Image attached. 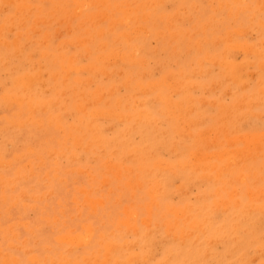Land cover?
Wrapping results in <instances>:
<instances>
[{
    "label": "rangeland",
    "instance_id": "374dc122",
    "mask_svg": "<svg viewBox=\"0 0 264 264\" xmlns=\"http://www.w3.org/2000/svg\"><path fill=\"white\" fill-rule=\"evenodd\" d=\"M4 1L0 0V180L3 181H0V263L7 258L11 259L9 264H113V261L116 264H264V213L260 211L264 210V0ZM102 11L108 15L105 19ZM123 12L128 14L127 18ZM97 19L100 21L96 22ZM99 29L103 31L98 33ZM240 31L246 33L235 34ZM172 33V38L176 37L171 40ZM86 79L91 80L87 85ZM28 80L35 103L33 112L17 100L27 97L23 88ZM107 89L114 92L106 94ZM5 98L12 102L9 107L10 103L4 106ZM44 103H50L48 108ZM186 107H191V111ZM139 111L148 115V119L138 117ZM108 115L112 116L108 119ZM190 119L199 123L188 124ZM81 121H86L87 129L92 131L84 128ZM103 127L106 129L102 130ZM92 136L95 139L90 141ZM96 139L99 144L95 143ZM247 145L254 148L251 146L248 152ZM245 151L248 156L240 155ZM120 157L126 159L121 161ZM137 183H141L139 188ZM116 220L120 221L115 223ZM106 242L113 250L106 249Z\"/></svg>",
    "mask_w": 264,
    "mask_h": 264
},
{
    "label": "bare ground",
    "instance_id": "6f19581e",
    "mask_svg": "<svg viewBox=\"0 0 264 264\" xmlns=\"http://www.w3.org/2000/svg\"><path fill=\"white\" fill-rule=\"evenodd\" d=\"M3 1H4V0H3ZM9 1H12V0H9ZM9 1H7V2H9ZM75 1H76V0H75ZM161 1H162V0H160L159 3H161ZM170 1H171V0H170ZM234 1H236V0H234ZM237 1H238V0H237ZM240 1H242V0H239V2H240ZM4 2H5V1H4ZM19 2H20V1H19ZM19 2H17V3L19 4ZM86 2L89 3V1H86ZM147 2H148V1H147ZM149 2H150V1H149ZM225 2H226V1H225ZM10 3H11V2H10ZM17 3H16V5H17ZM22 3H23V2H22ZM80 3H81V2H80ZM80 3L78 2V4H80ZM94 3H95L96 5L98 4L97 1H96V2L94 1ZM102 3H103V2H102ZM126 3H127V2H126ZM153 3H156V1H153ZM153 3H152V4H153ZM207 3H209V1H208ZM221 3H222V2H221ZM233 3H234V2H233ZM7 4H8V3H7ZM13 4H14V3H13ZM74 4H75V3H74ZM81 4H82V3H81ZM81 4H80V5H81ZM218 4H219V2H218ZM1 5H2V4H1ZM1 5H0V6H1ZM21 5H22V4H21ZM53 5H55V4L53 3ZM80 5H78V6L80 7ZM82 5H83V4H82ZM85 5H86V3H85ZM85 5H84V6H85ZM88 5H89V4H88ZM88 5H86V6H88ZM128 5H129V4H128ZM146 5H147V3L145 4L144 7H147ZM149 5H151V4L148 3V6H149ZM190 5H191V4H190ZM226 5H228V4H226ZM256 5H257V4H256ZM3 6H5V5H3ZM23 6H24V5H23ZM26 6H27V5H25L24 7H26ZM28 6H29V5H28ZM220 6H221V5H220ZM18 7H19V6H18ZM53 7H55V6H53ZM81 7H82V6H81ZM81 7H80V8H81ZM116 7H117V6H116ZM119 7H120V6H119ZM128 7H129V6H128ZM195 7H196V6H195ZM213 7H214V6H213ZM225 7H226V6H225ZM1 8H3V7H1ZM5 8H6V7H5ZM22 8H23V7H22ZM75 8H76V7H75ZM182 8H183V7H182ZM241 8H243V7H241ZM241 8H240V9H241ZM17 9H18V8H17ZM53 9H54V8H53ZM127 9H128V8H127ZM135 9H136V8H135ZM212 9H214V8H212ZM218 9H219V8H218ZM236 9H239V8H236ZM3 10H4V9H3ZM22 10H23V9H22ZM51 10H52V8H51ZM80 10H81V9H80ZM128 10H129V9H128ZM180 10H181V9H180ZM219 10H220V9H219ZM1 11H2V10H1ZM15 11H16V10H15ZM27 11H28V10H27ZM103 11H104V10H103ZM103 11H102V12H103ZM153 11H154V10H153ZM236 11H238V10H235V12H236ZM78 12H79V11H78ZM143 12H144V11H143ZM183 12H184V11H183ZM15 13H16V12H15ZM36 13H37V12H36ZM100 13H101V12H100ZM103 13H104V12H103ZM123 13H124V12H123ZM176 13H177V11H176ZM178 13H179V12H178ZM184 13H185V12H184ZM228 13H230V12H228ZM66 14H67V13H66ZM75 14H76V13H75ZM124 14L126 15L125 17L127 18V15H128V14H126V13H124ZM143 14H145V12H144ZM97 15H99V14H97ZM100 15H102V14H100ZM40 16H41V15H40ZM91 16H92V15H91ZM106 16H108V15H106ZM106 16H105V13H104V17H103V18L105 19ZM142 16L144 17V15H142ZM145 16H146V15H145ZM177 16H178V15H177ZM177 16H176V17H177ZM210 16H211V15H210ZM235 16H236V14H235ZM53 17H54V16H53ZM53 17H52V18H53ZM125 17H124V18H125ZM135 17H137V16H135ZM178 17H179V16H178ZM189 17H191V16H189ZM208 17H209V16H208ZM208 17H207V18H208ZM41 18H42V17H41ZM41 18H40V19H41ZM95 18H96V17H95ZM97 18H99V16H98ZM103 18L100 17V19H103ZM117 18H118V16H117ZM130 18H131V17H129V19H130ZM185 18H187V17H183L184 20H185ZM211 18H212V17H211ZM40 19H39V20H40ZM69 19H71L70 16H69ZM69 19H68V21H69ZM90 19H91V18H90ZM100 19H97L96 22L100 21ZM110 19H111V18H110ZM112 19H113V18H112ZM209 19H210V17H209ZM48 20H49V18H48ZM173 20H174V19H173ZM184 20H180V21H184ZM19 21L21 22L20 19H19ZM57 21H58V19H57ZM60 21H61V20H60ZM60 21H59V22H60ZM125 21H126V20H125ZM43 22H44V21H43ZM112 22H114V20H112ZM112 22H111V23H112ZM120 22H122V21H119V24H120ZM167 22H168V21H167ZM169 22H170L169 24H171V20H170ZM208 22H209V21H208ZM37 23H38V22H37ZM56 23H57V22H56ZM80 23H81V22H80ZM109 23H110V22H109ZM111 23H110V24H111ZM115 23H116V22H114V24H115ZM122 23H124V22H122ZM122 23H121V24H122ZM135 23H136V22H135ZM260 23H261V22H260ZM22 24H23V23H22ZM22 24H21V25H22ZM67 24H68V23H67ZM94 24H95V23H94ZM110 24H109V25L107 24V25H108L107 27H109ZM206 24H207V23H206ZM75 25H78V24L76 23ZM80 26H81V25H80ZM165 26H166V25H165ZM110 27L113 28L112 26H110ZM166 27H167V26H166ZM202 27H205V25L202 26ZM67 28H69V27H67ZM111 28H110V29H111ZM7 30H8V28H7ZM138 30H139V29H137V31H138ZM140 30H142V29H140ZM140 30H139V31H140ZM236 30H237V29H236ZM241 30H242V29H241ZM101 31H103V30H100V29H99V30H98V33H99V32L101 33ZM179 31H181V30L179 29ZM195 31H196V30H195ZM238 32H239V30H238ZM238 32L235 33V34H242V33H243V31H242V32L240 31L241 33H238ZM46 33H47V32H44L45 37H46ZM98 33H97V34H98ZM132 33H134V32L132 31ZM144 33H145V31H144ZM174 33H175V32H174ZM174 33H172L171 36L169 35V36L171 37V40L174 39V37H176V36H174V37L172 38V36H173ZM244 33H246V32H244ZM244 33H243V34H244ZM2 34H4V33H2ZM156 34H157V33H156ZM185 34H186V33H185ZM191 34H192V33H191ZM47 35H49V34H47ZM52 35H54V34H52ZM101 35H102V34H101ZM124 35H125V33H124ZM136 35H137V34H136ZM176 35H177V34H176ZM23 36H24V35H23ZM17 37H19V35H18ZM27 37H28V36H27ZM48 37H49V36H48ZM43 38H44V37H43ZM43 38H42V40H43ZM50 38H51V37H50ZM50 38H49V39L47 38V39L50 40ZM132 38H133V37L131 36V39H132ZM15 39H16V38H15ZM76 39H77V38H76ZM45 40H46V39H45ZM84 40H85V39H84ZM84 40H83V41H84ZM126 40H128V39H126ZM228 40H229V37H228ZM39 41H40V40H39ZM217 41H218V40H217ZM2 42H3V41H2ZM30 42H31V41H30ZM45 42H46V41H45ZM68 42H69V41H68ZM79 42H80V41H79ZM212 42H213V41H212ZM214 42H216V41H214ZM214 42H213V43H214ZM14 43H15V42H14ZM17 43H18V42H17ZM46 43H47V42H46ZM71 43H72V42H71ZM197 43H198V42H197ZM12 44H13V43H12ZM67 44H68V43H67ZM69 44H70V43H69ZM79 44H80V43H79ZM79 44H78V45H79ZM195 44H196V43H195ZM263 44H264V43H263ZM13 45H14V44H13ZM16 45H17V44H16ZM16 45H15V46H16ZM24 45H25V44H23V46H24ZM62 45L65 46L64 44H62ZM134 45H135V44H134ZM196 45H197V44H196ZM237 45H239V44H237ZM245 45H246V44H245ZM245 45H243V46L245 47ZM252 45H253V44H252ZM21 46H22V45H21ZM23 46H22V47H23ZM63 46H61V47H63ZM100 46H102V45H100ZM100 46H98V48H99ZM140 46H141V45H140ZM228 46H229V45H228ZM247 46H249V45H247ZM57 47H58V46H57ZM57 47H56V48H57ZM85 47H86V46H85ZM137 47H138V46H137ZM225 47H226V46H225ZM251 47H252V46H251ZM262 47H264V46H262ZM20 48H21V47H20ZM139 48H141V47H139ZM253 48H254V47H253ZM15 49H16V48H15ZM84 49H85V48H84ZM87 49H88V48H87ZM87 49H86V50H87ZM141 49H142V48H141ZM237 49H238V48H237ZM245 49H246V47H245ZM245 49L242 48V50H245ZM249 49H250V48H249ZM249 49H248V50H249ZM20 50H21V49H20ZM133 50L135 51V50H137V49H133ZM138 50H139V49H138ZM223 50H224V49H223ZM235 50H236V49H235ZM238 50H239V49H238ZM248 50H247V51H248ZM251 50H252V49H251ZM254 50H256V49H254ZM254 50H253V51H254ZM14 51H15V50H14ZM16 51H17V50H16ZM114 51H116V50H114ZM139 51H140V50H139ZM171 51H172V50H170V53H171ZM249 51H250V50H249ZM132 52H133V51H132ZM12 53H14V52H12ZM135 53H137V52H135ZM135 53H134V54H135ZM138 53H139V52H138ZM170 53H169V54H170ZM172 53H174V54L176 55L177 52L175 53V51H173ZM229 53H230V52H229ZM246 53H247V52H246ZM57 54H59V53H57ZM121 54H122V53H121ZM169 54H168V55H169ZM258 54H259V53H258ZM18 55H19V54H18ZM18 55H16V56H18ZM40 55H41V54H40ZM43 55H44V54H43ZM46 55H47V54H46ZM78 55H80V54H76V56H78ZM98 55H99V54H98ZM113 55H116V54L114 53ZM113 55H111V56H113ZM131 55L133 56V54H131ZM223 55H224V53H223ZM232 55H233V54H232ZM259 55H260V54H259ZM29 56H30V55H29ZM57 56H58V55H57ZM60 56H62V54H61V55L59 54V57H60ZM111 56H110V57H111ZM132 56H130V57H131V58H130V59H131V62H133V61H132V59H133ZM229 56H231V54H230ZM27 57H28V55H27ZM59 57H58V58H59ZM115 57H117V56H115ZM118 57H121V59H122V56H118ZM62 58L64 59V57H62ZM70 58H71V57H70ZM70 58H69V59H70ZM63 59H62V60H63ZM71 59H74V61L76 60L75 57H74V58L72 57ZM100 59H101V58H100ZM114 59H115V58H114ZM140 59H141V58H140ZM221 59H222V58H221ZM53 60H54V59H53ZM67 60H68V59H67ZM67 60H66V63H67ZM116 60H117V59H116ZM116 60H113V61H116ZM122 60H123V59H122ZM141 60H142V59H141ZM74 61H73V62H74ZM103 61H104V60H103ZM106 61H107V60H106ZM60 62H61V61H60ZM107 62H108V61H107ZM4 63H5V62H4ZM91 63H92V62H91ZM108 63H109V62H108ZM108 63H106V64L108 65ZM133 63H134V62H133ZM245 63L248 64V62H245ZM260 63L262 64V62H260ZM260 63H259V64H260ZM86 64H88V63H86ZM221 64H222V62H221ZM234 64L236 65V63H234ZM234 64H233V65H234ZM242 64H243V62H242ZM3 65H4V64H3ZM38 65H39V64H38ZM91 65H93V63H92ZM226 65H227V64H226ZM39 66H41V65H39ZM73 66H75V65H73ZM94 66H95V65H94ZM242 66H243V65H242ZM77 67H80V66H77ZM88 67H90V66H88ZM88 67H87V68H88ZM95 67H96V66H95ZM259 67H261V66H259ZM70 68H71V67H70ZM90 68H92V67H90ZM233 68H234V67H233ZM119 69H120V68H119ZM71 70H72V68H71ZM74 70H75V69H74ZM77 70H78V69H77ZM263 70H264V67H263ZM66 71H67V70H66ZM96 71H97V70H96ZM110 71H111V70H110ZM143 71H144V70H143ZM148 71H149V70H148ZM148 71H147V72H148ZM232 71H233V70H232ZM240 71H241V70H240ZM54 72H55V71H54ZM68 72H69V71H68ZM101 72H102V71H101ZM151 72H152V71H150L149 73H151ZM199 72H200V71H199ZM202 72H204V70H203ZM207 72H208V71H207ZM207 72H206V73H207ZM39 73H40V72H39ZM44 73H45V72H44ZM96 73H97V72H95V74H96ZM103 73H104V72H103ZM109 73H111V75H112V72H109ZM117 73H118V72H117ZM149 73H148V74H149ZM235 73H236V72H235ZM107 74H108V73H107ZM107 74H106V75H107ZM141 74H143V73H141ZM199 74H200V73H199ZM237 74H239V72H238ZM52 75H53V74H52ZM96 75H97V74H96ZM109 75H110V74H109ZM191 75H194V73L191 74ZM200 75H201V74H200ZM202 75H203V74H202ZM235 75H236V74H235ZM26 76H29V75H26ZM50 76H51V75H50ZM142 76H143V75H141V77H142ZM171 76L173 77L174 74L171 75ZM171 76H170V77H171ZM65 77H67V76H65ZM106 77H107V76H106ZM109 77H111V76H109ZM236 77H237V75H236ZM251 77H252V76H251ZM32 78H33V77H32ZM35 78H36V77H35ZM38 78H39V77H38ZM38 78H36V79H38ZM88 78H89V77H88ZM88 78H87V79H88ZM168 78H169V77H168ZM168 78H167V79H168ZM225 78H226V77H225ZM239 78H240V77H239ZM26 79H29V78H26ZM87 79H86V85H87L89 82H91V80H88V81H89V82H88ZM164 79H165V76H164ZM174 79H175V78H174ZM226 79H227V78H226ZM32 80H33V79H32ZM64 80H65V79H64ZM77 80H78V79H77ZM165 80H166V79H165ZM165 80H164V81H165ZM169 80L171 81L170 78H169ZM62 81H63V80H62ZM125 81H126V80H125ZM125 81H124V82H125ZM166 81H167V80H166ZM78 82H79V81H78ZM179 82H180V81H179ZM256 82H257V81H256ZM259 82H260V80H259ZM38 83H40V82H38ZM41 83H42V82H41ZM81 83H83V82L81 81ZM147 83H148V81H147ZM158 83H159V82H158ZM165 83H166V82H165ZM19 84H20V83H19ZM83 84H84V83H83ZM137 84H140V83L137 82ZM149 84H150V82H149ZM156 84H157V83H156ZM217 84H218V82H217ZM243 84H244V83H243ZM243 84L240 85L241 88H242ZM257 84H258V82H257ZM126 85H127V84H126ZM126 85H125V87H126ZM146 85H147V84H146ZM146 85H145V86H146ZM157 85L159 86L160 84H157ZM244 85H245V84H244ZM140 86H141V85H140ZM167 86H168V85H167ZM170 86H172V85H170ZM173 86H174V85H173ZM175 86H176V85H175ZM187 86H188V85H187ZM246 86H247V85H246ZM23 87H24V86H23ZM31 87H32V86H31V81L28 80V82L26 83L25 87L23 88L24 95H26L27 97H25V98L19 97L17 100H18V102H20V104L22 103L23 106H26V108L29 109L30 112H31V111L33 112V110H32V105L35 104V103H34V99H33L32 96H31V90H30ZM114 87H115V86L112 85V89L115 90L116 88H114ZM195 87H196V86H195ZM62 88H63V87H61V89H62ZM109 88H110V87H109ZM117 88H119V87L117 86ZM174 88H175V87H174ZM190 88H191V87H188V89H190ZM112 89H111V92H112ZM119 89H120V88H119ZM139 89L141 90L142 88H139ZM149 89H150V88H149ZM152 89H153V88H151L150 90H152ZM188 89H187V90H188ZM101 90H102V89H101ZM107 90H108V89H107ZM114 90H113V92H114ZM140 90H138V91H140ZM145 90H146V89H144L143 91H145ZM176 90L178 91V89H176ZM184 90H186V87L184 88ZM108 91H109V90H108ZM143 91H140V92L143 93ZM180 91H181V92L183 91L182 88H181ZM65 92H66V91H65ZM97 92H98V91H97ZM99 92H100V94H101V91H100V90H99ZM109 92H110V91H109ZM109 92H106V94H107V93H108V94H111V92H110V93H109ZM113 92H112V93H113ZM134 92H135V91H134ZM146 92H147V90H146ZM174 92H175V91L173 90V93H174ZM178 92H179V91H178ZM16 93H17V92H16ZM35 93H36V92H35ZM79 93H80V92H79ZM79 93L77 92V94H79ZM137 93H138V92H137ZM137 93H134V95H136ZM144 93H145V92H144ZM225 93H226V92H225ZM258 93H259V92H258ZM61 94H62V93H61ZM97 94H98V93H97ZM100 94H99V96H100ZM169 94H170V92H169ZM181 94H182V93H181ZM81 95H82V93H81ZM101 95H102V94H101ZM134 95H132V97H133ZM156 95H157V94H156ZM167 95H168V94H167ZM167 95H166L165 97H167ZM170 95H171V94H170ZM225 95H226V94H225ZM129 96H130V95H129ZM187 96H188V95H187ZM257 96H258V95H257ZM72 97H73V95H72ZM97 97H98V96H97ZM101 97H102V96H101ZM101 97H100V98H101ZM95 98H96V97H95ZM126 98H127V97H126ZM167 98H168V97H167ZM188 98H189V96H188ZM57 99H58V98H57ZM168 99H169V98H168ZM189 99H190V98H189ZM5 100H6V98H5ZM53 100H54V99H52L51 101H53ZM87 100H88V99H86V101H87ZM95 100H96V99H95ZM97 100H98V99H97ZM104 100H105V102H107V101H106L107 99H104ZM116 100H118V98H117ZM133 100H134V99H133ZM156 100H158V99H156ZM164 100H165V99H164ZM169 100H171V99H169ZM169 100H168V101H169ZM190 100H191V99H190ZM8 101H9V99L7 98L6 102H4V106H5V107H7V105L10 103V102H8ZM78 101H79V100H78ZM86 101L84 102V105H85ZM137 101H138V100H137ZM152 101H154V100L152 99ZM171 101H172V100H171ZM200 101H201V100H200ZM204 101H205V100H204ZM204 101H202V102L204 103ZM13 102H14V101H13ZM18 102H17V103H18ZM43 102H44V101H43ZM56 102H57V101H56ZM56 102H55V103H56ZM87 102H88V101H87ZM105 102H104V103H105ZM118 102H120V101H118ZM118 102H116V104H117ZM166 102H167V101H166ZM202 102H200V105H201ZM209 102L212 103L210 100H209ZM213 102H214V100H213ZM248 102H249V101H248ZM0 103H1V101H0ZM2 103H3V101H2ZM5 103H6L7 105H6ZM11 103H12V102H11ZM11 103L8 105V107L11 105ZM52 103H53V102H52ZM55 103H54V104H55ZM93 103H94V102H93ZM93 103H92V104H93ZM95 103H96V102H95ZM142 103H145V101L142 102ZM142 103H140V104H142ZM146 103H147V99H146ZM168 103H170V102H168ZM47 104H48V106H49L50 103H44V105L48 108ZM54 104H53V105H54ZM137 104H138V103H137ZM166 104H167V103H165V105H166ZM175 104H177V103H175ZM179 104H180V103H179ZM179 104H178V105H179ZM212 104H213V103H212ZM251 104H252V103H251ZM84 105H83V107H84ZM88 105H89V103H88ZM94 105H95V104H94ZM202 105H203V104H202ZM246 105H248V104H246ZM85 106H87V105H85ZM125 106H126V105H125ZM138 106H139V105H138ZM140 106H141V105H140ZM221 106L223 107V105H221ZM238 106H239V105H238ZM249 106H250V105H249ZM249 106H247V107H249ZM0 107H2V106H0ZM38 107H39V105H38ZM40 107H42V106H40ZM46 107H45L44 111L47 109ZM167 107H168V106H167ZM176 107H177V105H176ZM188 107H189V106H188ZM240 107H241V106H240ZM35 108H37V106H36ZM42 108H44V106H43ZM59 108H62V107H60V105H59ZM63 108H64V107H63ZM77 108H79V107H76V109H77ZM80 108L83 109L82 107H80ZM171 108H172V107H171ZM186 108H187V107H186ZM190 108H191V107H190ZM190 108H187V109H190ZM81 109H79V110H81ZM90 109H92V110L94 111V109H93L92 107H90ZM98 109H99V108H98ZM102 109H103V108H102ZM106 109H108V108H106ZM39 110H40V109H39ZM41 110H42V109H41ZM41 110H40V111H41ZM65 110H66V109H65ZM83 110H84V109H83ZM83 110H82V111H83ZM139 110H140V109H139ZM142 110H143V109H142ZM226 110H227V112H228V109H226ZM226 110H225V111H226ZM24 111H25V110H24ZM89 111H90V110H89ZM89 111H88V112H89ZM99 111H100V110H99ZM102 111H103V110H102ZM108 111H109V110H108ZM113 111H114V110H113ZM180 111H181V110H180ZM184 111H185V110H184ZM190 111H191V109H190ZM190 111H187V110H186V112H190ZM218 111H219V110H218ZM249 111H250V110H249ZM77 112H78V110H77ZM96 112H97V111H96ZM96 112H95L94 114H96ZM110 112H111V111H110ZM168 112H169V111H168ZM186 112H185V114H186ZM227 112H226V114H227ZM232 112H233V111H232ZM12 113H13V112H12ZM65 113H66V111H65ZM65 113H64V114H65ZM70 113H71V112H70ZM97 113H98V112H97ZM103 113H104V112H102V115H103ZM111 113H112V112H111ZM111 113H110V114H111ZM117 113H118V117H119V112H117ZM137 113H138V117H142V118H147V119H148V115H146V114L144 115L143 112H140V111H139V112H137ZM144 113H145V112H144ZM174 113H175V112H174ZM229 113H231V112L229 111ZM17 114H18V113H17ZM29 114H30V113H29ZM48 114H49V113H48ZM58 114H59L60 116L63 115V114H61V113H58ZM58 114H57V115H58ZM66 114L68 115V113H66ZM84 114H85V113H84ZM90 114H91V112H90ZM94 114H92V115H94ZM106 114H108V113H106ZM112 114H113V113H112ZM114 114H115V113H114ZM120 114H121V113H120ZM198 114H199V113H198ZM57 115H56L55 117H57ZM71 115H72V114H71ZM104 115H105V114H104ZM126 115H127V114H125V116H126ZM247 115H248V114H247ZM249 115H250V114H249ZM251 115H252V114H251ZM251 115H250V116H251ZM253 115H254V114H253ZM79 116H80V115H79ZM111 116H112V115H111ZM111 116L108 115V117H106V118L109 119V117H111ZM185 116H186V115H185ZM185 116H181V117H185ZM238 116H239V115H238ZM257 116H258V114H257ZM63 117H64V116H63ZM89 117H90V116H89ZM118 117H117V118H118ZM236 117H237V116H236ZM242 117H243V116H242ZM246 117H247V116H246ZM261 117H262V116H261ZM91 118H92V117H91ZM94 118H95V117H94ZM101 118H102V117H101ZM101 118H100V119H101ZM103 118H105V117H103ZM106 118H105V119H106ZM223 118H224V117H222V120H223ZM239 118H240V117H239ZM244 118H245V117H244ZM58 119H59V118H58ZM60 119H61V118H60ZM80 119H81V118H80ZM80 119H79V120H80ZM89 119H90V118H89ZM89 119H88V120H89ZM98 119H99V117H98ZM100 119H99V120H100ZM120 119H121V118H120ZM125 119H126V118H125ZM134 119H135V118H134ZM147 119H146V120H147ZM185 119H186V118H185ZM200 119H201V118H200ZM219 119H221V118H219ZM224 119H225V118H224ZM240 119H241V118H240ZM82 120H83V119H82ZM86 120H87V119H86ZM201 120H202V119H201ZM229 120L231 121V119H229ZM241 120H242V119H241ZM245 120H246V118H245ZM12 121H13V120H12ZM12 121L10 120V122H12ZM23 121H24V120H23ZM26 121H28V118L26 119ZM26 121H24V122H26ZM58 121H59V120H58ZM117 121H119V120H117ZM133 121H134V120H133ZM183 121H185V120H183ZM196 121H197V120H196ZM196 121H195V122H196ZM232 121H234V120H232ZM237 121H239V120H237ZM243 121H244V120H243ZM243 121H242V122L240 121V122H241V123H244ZM18 122H19V121H18ZM29 122H31V121L29 120ZM36 122H37V121H36ZM81 122H82V121H81ZM83 122H84V121H83ZM83 122H82V123H83ZM88 122H89V121H87V123H88ZM96 122H97V121H96ZM136 122H137V121H136ZM158 122H159V121H158ZM186 122H187V121H186ZM191 122H192V120L190 119V120H189V123H188V122H187V123H188V124H191ZM195 122H194V123H195ZM197 122L199 123V121H197ZM200 122H201V121H200ZM13 123H16V121L13 122ZM19 123H20V122H19ZM85 123H86V121H85L83 124L85 125ZM134 123H135V121H134ZM134 123H133V124H134ZM160 123H161V122H160ZM184 123H185V122H184ZM194 123L192 122V125H193ZM232 123H233V122H232ZM22 124H23V123H22ZM9 125H12V123H10ZM13 125H15V124H13ZM17 125H18V124H16L15 126H17ZM79 125H80V124H79ZM182 125H184V124H182ZM21 126H22V125H21ZM38 126L40 127V125H38ZM38 126H37V128H38ZM91 126H94V125L92 124ZM109 126H111V125H109ZM222 126H223V125H221V127H222ZM241 126H242V124H241ZM241 126H239L240 128H239V127H238V128L241 129ZM8 127H9V126H8ZM70 127H71V126H70ZM74 127H75L76 129H78L77 126L74 125L73 128H74ZM87 127H88V126H87ZM87 127H86V125H85L84 128L87 129ZM95 127H96V126H95ZM98 127H101V126L98 125ZM98 127L95 128V129L97 130ZM242 127H243V126H242ZM4 128H6V127H4ZM59 128H60V127H59ZM91 128H92V127H91ZM104 128H105V127H103L102 130H103ZM236 128H237V126H236ZM61 129H62V128H61ZM61 129H59V130H61ZM93 129H94V128H93ZM105 129H106V128H105ZM107 129H108V128H107ZM110 129H113V128H110ZM175 129H176V128H175ZM175 129H174V130H175ZM177 129H178V128H177ZM177 129H176V130H177ZM179 129H180V128H179ZM221 129H222V128H221ZM3 130H5V129H2V131H3ZM87 130H89V129H87ZM96 130H94V131L96 132ZM102 130H101V131H102ZM124 130H125V131H128V130H126V129H124ZM180 130H181V129H180ZM180 130H179V131H180ZM199 130H200V129H199ZM199 130H198V131H199ZM202 130H205V129H202ZM202 130H201V131H202ZM68 131L70 132V130H68ZM80 131H81V128H80ZM89 131H92V129L89 130ZM97 131H99V130H97ZM101 131H100V132H101ZM188 131H189V130H188ZM188 131H187V132H188ZM198 131H197V132H198ZM208 131H209V130H208ZM85 132H86V130H85ZM85 132H84V133H85ZM95 132H94V133H95ZM180 132L182 133V131H180ZM180 132H179V134H180ZM81 133H82V132H81ZM81 133H80V134H81ZM84 133H83V134H84ZM92 133H93V132H92ZM94 133H93V134H94ZM162 133H163V132H162ZM183 133H184V131H183ZM223 133H224V131H223ZM40 134H41V133H40ZM89 134H90V133H89ZM95 134H96V133H95ZM98 134H99V133H98ZM119 134H120V133H119ZM262 134H263V133H262ZM121 135H122V134H121ZM174 135H175V134H174ZM189 135H190V134H189ZM247 135H248V134H247ZM75 136H76V135H75ZM75 136L73 135V137H75ZM78 136H80V135L78 134ZM78 136H77V137H78ZM83 136H84V135H83ZM83 136H81V137H83ZM90 136H91V135H89V137H90ZM94 136H95V135H94ZM94 136L91 137L92 139H90V141H91V140L93 141V140L95 139V138L93 139ZM185 136H186V135H184V137H185ZM239 136H241V138L244 137V135L242 136L241 134H240ZM253 136H254V135H253ZM255 136H256V135H255ZM259 136H260V134H259ZM31 137H32V136H31ZM67 137H68V133H67ZM69 137H70V136H69ZM73 137H72V138H73ZM198 137H199V136H198ZM200 137H201V136H200ZM200 137H199V138H200ZM202 137H203V136H202ZM205 137H207V136H205ZM211 137H212V136H211ZM232 137H233V136H232ZM256 137H258V135H257ZM260 137H261V136H260ZM32 138H33V137H32ZM72 138H71V139H72ZM79 138H80V137H79ZM156 138H157V137H156ZM233 138H234V137H233ZM233 138H232V139H233ZM236 138H237V137H236ZM245 138H247V137H245ZM254 138H255V137H254ZM73 139H74V138H73ZM98 139H99V138H98ZM98 139H96L97 142H95V141H94V142L99 144ZM234 139H235V138H234ZM251 139H253V138H251ZM256 139H257V138H256ZM262 139H264V137H263ZM75 140H77L76 137H75ZM100 140H101V136H100L99 141H100ZM211 140H212V139H211ZM227 140H228V139H227ZM235 140H236V139H235ZM259 140H260V139H259ZM66 141H68V140H66ZM72 141H73V140H72ZM78 141H81V139L78 140ZM102 141H103V140H102ZM202 141H203V140H202ZM212 141H213V140H212ZM212 141H211V142H212ZM231 141H232V140H231ZM231 141H230V142H231ZM233 141H234V140H233ZM233 141H232V143H233ZM94 142H93V143H94ZM227 142H228V141H227ZM260 142H261V140H260ZM260 142H259V144H260ZM90 143L92 144V142H90ZM100 143H101V141H100ZM125 143H126V142H125ZM232 143H231V144H232ZM247 143H248V142H247ZM247 143H246V144H247ZM256 143H257V142H256ZM72 144H73V143H72ZM80 144H81V142H80ZM86 144H87V143H85V145H86ZM206 144H207V143H206ZM208 144H210V143H208ZM215 144H216V143H215ZM229 144H230V143H229ZM248 144L250 145L251 143L249 142ZM252 144H253V143H252ZM254 144H255V143H254ZM263 144H264V143H263ZM75 145H76V144H75ZM96 145H97V144H96ZM244 145H245V144H244ZM64 146H65V145H64ZM73 146H74V145H73ZM78 146H79V144H78ZM88 146H89V145H88ZM100 146H102V145H100ZM247 146H248V145H247ZM247 146H246V147H247ZM251 146H252V145H251ZM251 146H250V147H251ZM256 146H257V145H256ZM256 146H255V147H256ZM65 147H66V146H65ZM102 147H103V146H102ZM173 147L175 148V146H173ZM242 147L244 148L245 146H242ZM250 147L248 146V148H249V149H248V152H249V150H251ZM83 148H86V147H83ZM98 148H100V147L98 146ZM143 148H144V147H143ZM159 148H160V146H159ZM196 148H197V147H196ZM235 148H237V147H235ZM253 148H254V147L252 146V149H253ZM256 148H257V147H256ZM256 148H255V149H256ZM76 149H78V148H76ZM76 149H75V150H76ZM100 149H101V148H100ZM133 149H134V148H133ZM230 149H231V148H230ZM238 149H239V148H238ZM240 149H241V148H240ZM255 149H254V150H255ZM258 149H260V148L258 147ZM92 150H93V149H92ZM170 150H171V149H170ZM196 150H200V149H196ZM256 150H257V149H256ZM256 150H255V151H256ZM71 151H73V150H71ZM127 151H130V150H127ZM194 151H195V150H194ZM200 151H201V150H200ZM230 151H231V150H230ZM239 151H240V150H239ZM252 151H253V150H252ZM46 152H47V151H46ZM56 152H57V151H56ZM102 152H103V150L100 151V153H102ZM106 152H107V151H106ZM220 152H221V151H220ZM245 152H246V151H245ZM253 152H254V151H253ZM256 152H257V151H256ZM58 153H60V151H59ZM71 153H72V152H71ZM71 153H70V154H71ZM73 153H74V151H73ZM110 153H111V151H110ZM110 153H109V154H110ZM126 153H128V152H126ZM129 153H130V152H129ZM200 153H202V152H200ZM215 153H216V152H215ZM221 153H223V152H221ZM224 153H225V152H224ZM227 153H229V152H227ZM227 153H225V154H227ZM230 153H232V152H230ZM236 153H237V152H236ZM242 153H243V152H242ZM54 154H55V150H54ZM70 154H69V155H70ZM74 154H75V153H74ZM74 154H73V156H74ZM109 154H108V155H109ZM178 154H179V153H178ZM190 154H191V153H190ZM225 154H224V156H225ZM237 154H238V153H237ZM239 154H240V152H239ZM254 154H255V153H254ZM17 155H18V154H17ZM47 155H48V154H47ZM101 155H102V154H101ZM126 155H127V154H126ZM133 155H134V154H133ZM152 155H153V154H152ZM164 155H165V154H164ZM213 155H214V153H213ZM216 155H217V153H216ZM216 155H215V156H216ZM220 155H221V154H220ZM228 155H229V154H228ZM228 155H226V156H228ZM234 155H236V154H234ZM240 155L245 156V155H247V152L244 153V154H240ZM248 155H249V153H248ZM248 155H247V156H248ZM252 155H253V154H252ZM256 155H258V154L256 153ZM64 156H65V155H64ZM67 156H68V155H66V157H67ZM99 156H100V155H99ZM129 156H130V155H129ZM131 156H132V155H131ZM198 156H200V155H198ZM204 156H205V155H204ZM208 156H209V155H208ZM222 156H223V155H222ZM222 156H221V157H222ZM238 156H239V155H238ZM14 157H15V156H14ZM37 157H38V156H37ZM47 157H48V156H47ZM95 157H96V156H95ZM95 157H94V158H95ZM106 157H107V156H106ZM110 157H112V156H110ZM202 157H203V156H202ZM202 157H201V158H202ZM209 157H210V156H209ZM213 157H214V156H213ZM216 157H217V156H216ZM252 157H253V156H252ZM53 158H54V157H53ZM57 158H58V157H57ZM73 158H74V157H73ZM76 158H78V157H75L74 159H76ZM107 158H108V157H107ZM120 158H121V157H120ZM124 158H125V157L121 158V161H122V159L124 160ZM134 158H135V157H134ZM134 158H133V159H134ZM199 158H200V157H199ZM210 158H211V157H210ZM219 158H220V157H219ZM247 158H248V157H247ZM17 159H18V158H17ZM68 159H69V158H68ZM105 159H106V158H105ZM105 159H104V160H105ZM125 159H126V158H125ZM206 159H207V158H206ZM229 159H230V158H229ZM41 160H42V159H41ZM71 160H72V159H71ZM91 160H92V159H91ZM138 160H139V159H138ZM157 160H158V159H157ZM226 160H227V159H226ZM230 160H231V159H230ZM237 160H238V159H237ZM243 160H244V158H243ZM27 161H28V160H27ZM69 161H70V160H69ZM102 161H103V160H102ZM154 161H155V160H154ZM189 161H190V160H189ZM196 161H197V159H196ZM198 161H199V160H198ZM202 161H203L202 164L204 165V164H205V163H204V160H202ZM40 162H41V161H40ZM40 162H39V163H40ZM115 162H116V161H115ZM183 162H184V161H183ZM200 162H201V161H200ZM26 163H27V162H26ZM39 163H38V164H39ZM104 163H106V162H104ZM116 163H117V162H116ZM116 163H115V164H116ZM120 163H121V162H120ZM142 163H143V162H142ZM162 163H163V162H162ZM167 163H168V162H167ZM177 163H178V162H177ZM192 163H194V162H191V164H192ZM207 163H208V162H207ZM237 163H238V162H237ZM2 164H3V163H2ZM115 164H114V165H115ZM123 164H124V163H123ZM153 164H154V163H153ZM153 164H152V165H153ZM184 164H185V163H184ZM186 164H187V163H186ZM188 164H189V163H188ZM194 164L196 165V162H195ZM209 164H210V163H209ZM227 164H228V161H226V164H225V165H227ZM229 164H230V163H229ZM242 164H243V163H242ZM24 165H25V164H24ZM101 165L103 166V163H102ZM136 165H138V167H139V164H138V163H137ZM159 165H160V164H159ZM171 165H172V164H171ZM192 165H193V164H192ZM195 165H193V166H195ZM203 165H202V166H203ZM211 165H213V162H212ZM211 165H209V166H211ZM0 166H1V165H0ZM29 166H30V165H29ZM106 166H107V165H106ZM109 166H110V165H109ZM155 166H156V165H155ZM162 166H163V165H162ZM164 166H167V165H164ZM168 166H169V165H168ZM180 166H181V165H180ZM183 166H184V165H183ZM183 166H181V167H183ZM193 166H192V168H194ZM197 166H198V164H197ZM197 166H195V167H197ZM205 166H206V165H205ZM119 167H120V166H119ZM123 167H124V166H122V169H123ZM138 167H137V168H138ZM142 167H144V166H142ZM158 167H159V166H158ZM160 167H161V166H160ZM173 167H175V166H173ZM190 167H191V165H190ZM206 167H207V166H206ZM227 167H228V166H227ZM76 168H78V167H76ZM129 168H130V167H129ZM139 168H140V167H139ZM155 168H156V167H155ZM164 168H167V167H164ZM169 168H171V167H169ZM204 168H205V167H204ZM211 168H212V167H211ZM211 168H210V169H211ZM218 168H219V171H220V167H218ZM29 169H30V167H29ZM79 169H80V168H79ZM100 169H101V168H100ZM100 169H99V170H100ZM104 169H105V167H104ZM108 169H109V168H108ZM130 169H131V168H130ZM144 169H145V168H144ZM146 169H147V168H146ZM156 169H159V168H156ZM161 169H163V168H161ZM172 169H174V168H172ZM195 169H196V168H195ZM18 170H19V169H18ZM76 170H78V169H76ZM114 170H115V169H114ZM126 170H128V169H125V172H126ZM159 170H160V169H159ZM174 170H175V169H174ZM29 171H30V170H29ZM83 171H84V170H83ZM103 171H104V170H103ZM105 171H106V169H105ZM110 171H112V170H110ZM119 171H120V169L118 170V172H119ZM128 171H129V170H128ZM130 171H131V170H130ZM130 171H129V172H130ZM170 171H172V170H170ZM215 171H216V170H215ZM217 171H218V169H217ZM219 171H218V173H219ZM65 172H67V171H65ZM79 172H82V170H80ZM79 172H78V173H79ZM86 172H87V171H86ZM100 172H101V174H102V170H101ZM112 172H113V171H112ZM112 172H110V174H111ZM116 172H117V171H116ZM113 173H115V171H114ZM113 173H112V174H113ZM172 173H173V172H172ZM174 173H175V172H174ZM218 173H217V174H218ZM241 173H242V172H241ZM16 174H17V173H16ZM29 174H30V173H29ZM52 174H54V173H52ZM129 174H130V173H129ZM131 174H132V173H131ZM131 174H130V175H131ZM102 175H103V174H102ZM113 175H114V177H115L116 174H113ZM119 175H120V173H119ZM124 175H125V174H124ZM137 175H138V173H136V175H134V176H137ZM218 175H219V174H218ZM16 176H17V175H16ZM125 176H127V175H125ZM205 176H206V175H205ZM1 177H2V175H1ZM1 177H0V178H1ZM23 177L25 178V176H23ZM43 177H44V176H43ZM91 177H92V176H91ZM127 177H130V176H127ZM197 177H198V176H197ZM202 177H204V176H202ZM202 177H201V178H202ZM17 178H18V177H16V179H17ZM103 178H104V177H103ZM106 178H107V177H106ZM118 178H119V177H118ZM135 178H136V177H135ZM208 178H209V177H208ZM208 178H207V179H208ZM242 178H243V177H241V179H242ZM104 179H105V178H104ZM130 179H131V177H130ZM151 179H152V178H151ZM155 179H157V178H155ZM10 180H11V179H10ZM12 180H14V179L12 178ZM106 180H108V179H106ZM126 180H128V178H127ZM126 180H125V182H126ZM0 181H1V180H0ZM8 181H9V180H8ZM137 181L139 182V180H137ZM153 181H156V182H157V180H154V179H153ZM153 181H152V182H153ZM158 181H159V180H158ZM191 181H192V180H191ZM194 181H196V179H195ZM198 181H199V180H197L196 182H198ZM202 181H204V180H202ZM1 182H3V181H1ZM99 182H100V181H99ZM103 182H106V181L103 180ZM107 182H108V181H107ZM107 182H106V183H107ZM150 182H151V181H150ZM159 182H160V181H159ZM101 183H102V181H101ZM99 184H100V183H99ZM103 184H105V183H103ZM125 184H128V183L126 182ZM125 184H124V185H125ZM140 184H141V183H140ZM140 184L137 183L138 188L141 186ZM153 184H154V185H157L158 182H157V184H155V183H153ZM193 184H194V183H193ZM134 185H136V184H134ZM139 185H140V186H139ZM148 185H149V183H148ZM151 185H152V183H151ZM159 185H160V184H159ZM116 186H117V185H116ZM11 187H12V186H11ZM30 187H31V186H30ZM99 187H100V186H99ZM158 187H159V186H158ZM176 187H177V186H176ZM190 187H191V186H190ZM190 187H189V188H190ZM79 188H80V187H79ZM129 188H130V187H129ZM133 188H135V187H133ZM148 188H149V187H148ZM181 188H182V185H181ZM131 189H132V188H131ZM149 189H153V187H152V188H149ZM77 190H78V189H77ZM82 190H84V189H82ZM153 190H154V189H153ZM153 190H151V191L153 192ZM158 190H159V189H158ZM158 190H155V192L158 191ZM80 191H81V190H80ZM144 191H145V190H144ZM148 191H149V190H148ZM233 191H234V190H233ZM233 191H232V192H233ZM248 191H249V190H248ZM1 192H2V191H1ZM19 192H20V191H19ZM23 192H24V191H23ZM49 192H51V191H49ZM149 192H150V191H149ZM155 192H154V193H155ZM162 192H163V191H162ZM183 192H187V191L184 190ZM183 192L180 193V194H183ZM259 192H260V191H259ZM21 193H22V192H21ZM131 193H132V192H131ZM251 193H252V192H251ZM255 193H256V192H255ZM257 193H258V192H257ZM4 194H6V193H4ZM22 194L24 195V193H22ZM22 194H20V195H22ZM100 194H101V193H100ZM147 194H148V193H147ZM171 194H172V193H171ZM176 194H177V193H176ZM229 194H232V193L229 192ZM260 194H261V193H260ZM0 195H1V194H0ZM39 195H40V193H39ZM41 195H42V193H41ZM47 195H48V194H47ZM83 195H84V193H83ZM85 195H86V194H85ZM131 195H132V194H131ZM150 195H151V192H150ZM152 195H153V194H152ZM156 195H157V194H156ZM249 195H250V194H249ZM254 196H255V195H254ZM258 196H259V195H258ZM20 197H21V196H20ZM35 197H36V195H35ZM45 197H46V196H45ZM255 197H256V196H255ZM259 197H261V195H260ZM32 198H33V197H32ZM149 198L152 199L153 196H150ZM172 198H173V197H172ZM34 199H36V198H34ZM39 199H40V197H39ZM83 199H84V197H83ZM87 199H88V197H87ZM96 199H97V198H96ZM151 199H150V200H151ZM153 199H154V198H153ZM256 199H258V198H256ZM256 199H255V200H256ZM2 200H3V199H1V201H2ZM15 200H16V198H15ZM84 200H85V199H84ZM84 200H83V201H84ZM92 200H93V199H92ZM115 200H116V199H115ZM150 200H149V202H150ZM94 201H95V200H94ZM98 201H99V200H98ZM151 201H152V200H151ZM215 201H216V200H215ZM91 202H92V201H90L89 204H90ZM96 202H97V201H96ZM99 202H102V201H99ZM223 202H224V200H223ZM234 202H235V201H234ZM234 202H233V204H234ZM93 203H95V202H93ZM93 203H92V204H93ZM147 203H148V202H147ZM154 203H155V202H154ZM213 203H214V202H213ZM227 203H228V202H227ZM236 203H237V201H236ZM11 204H12V202H11ZM92 204H91V205H92ZM101 204H102V203H101ZM155 204H156V203H155ZM214 204H215V203H214ZM34 205H35V204H34ZM86 205H87V203H86ZM91 205H90V206H91ZM93 205H94V204H93ZM149 205H151V203L148 204V207L150 208ZM223 205H224L223 208H225L226 203L223 204ZM236 205H237V204H236ZM249 205H250V204H249ZM76 206H77V205H76ZM125 206H126V205H125ZM217 206H218V204H217ZM226 206H227V205H226ZM32 207H33V205H32ZM91 207H92V206H91ZM123 207H124V205H123ZM213 207H215V206H213ZM30 208H31V207H30ZM126 208H127V206H126ZM182 208H183V207H182ZM215 208H217V207H215ZM243 208H244V207H243ZM250 208H252V207H250ZM91 209L94 210V208H91ZM146 209H148V208L146 207ZM175 209H176V208H175ZM177 209H178V208H177ZM179 209H180V208H179ZM209 209H211V208H209ZM218 209H219V208H218ZM221 209H222V208H221ZM225 209H226V208H225ZM252 209H254V208H252ZM252 209H251V210H252ZM6 210H7V208H6ZM223 210H224V209H223ZM241 210H243V209L241 208ZM247 210H248V209H247ZM127 211H128V210H127ZM133 211H135V210H133ZM147 211H148V210H147ZM173 211H174V210H173ZM180 211H181V210H180ZM213 211H216V210H213ZM260 211H262V212L264 213V210H260ZM149 212H150V211H149ZM149 212H148V213H149ZM210 212L212 213V211H210ZM216 212H217V211H216ZM243 212H244V211H243ZM248 212H249V211H248ZM174 213H176V212H174ZM180 213H182V212H180ZM78 214H79V213H78ZM182 214H183V213H182ZM212 214H213V213H212ZM125 215H126V214H125ZM131 215H133V214H131ZM146 215H147V214H146ZM178 215H179V214H178ZM178 215H177V216H178ZM147 216H148V215H147ZM188 216H189V215H188ZM55 217H56V216H55ZM71 217H72V216H71ZM210 217H211V216H210ZM210 217H209V218H210ZM258 217H259V216H258ZM141 218H142V217H141ZM144 218H146V217H144ZM139 219H140V218H139ZM185 219H186V218H185ZM193 219H194V218H193ZM55 220H56V219H55ZM124 220H126V219H124ZM132 220H133V218H132ZM146 220H147V219H146ZM146 220L143 219V221L147 222ZM195 220H196V219H195ZM117 221H120V220H116L115 223H117ZM122 221H123V219H122ZM130 221H131V220H130ZM143 221H142V222H143ZM165 221H166V219H165ZM165 221H164V222H165ZM203 221H204V220H203ZM48 222H50V221H48ZM48 222H46V223H48ZM124 222H125V221H124ZM175 222H176V221H175ZM254 222H256V221H254ZM17 223H18V222H17ZM17 223H16V224H17ZM19 223H20V222H19ZM120 223H121V222H120ZM132 223H133V222H132ZM173 223H174V222H173ZM176 223H177V222H176ZM176 223H175V225H176ZM190 223H191V221H190ZM192 223H193V222H192ZM195 223H196V222H195ZM9 224H10V227L12 228V226H11L12 224H11V223H9ZM146 224H148V223H146ZM170 224H171V223H170ZM87 225H88V224H87ZM125 225H126V224H125ZM144 225H145V223H144ZM189 225H191V224H189ZM193 225L195 226V224H192V226H193ZM16 226H17V225H16ZM24 226H25V225H24ZM83 226H84V225H83ZM127 226H128V225H127ZM127 226H126V227H127ZM130 226H131V225H130ZM171 226H172V224L170 225V227H171ZM198 226H199V225H198ZM200 226H202V224H201ZM200 226H199V227H200ZM86 227H87V226H86ZM86 227H84V228H86ZM126 227H125V228H126ZM135 227H136V226H135ZM170 227H167L166 229H168V228H170ZM178 227H179V226H178ZM233 227H234V226H233ZM128 228H131V227H128ZM133 228H134V227H133ZM234 228H235V227H234ZM2 229H3V228H2ZM6 229L11 230V229H9V227L6 228ZM6 229H5V230H6ZM134 229H136V228H134ZM151 229H152V228H151ZM182 229H183V228H182ZM184 229H185V228H184ZM200 229H201V228H200ZM8 230H7V231H8ZM71 230H72V229H71ZM169 230H170V229H169ZM185 230H186V229H185ZM185 230H184V231H185ZM243 230H244V229H243ZM7 231H6V232H7ZM69 231H70V230H69ZM84 231H85V229H84ZM88 231H90V229H88ZM125 231H126V230H125ZM133 231H134V230H133ZM172 231H174V230H172ZM202 231H203V230H202ZM135 232H136V231H135ZM135 232H134L133 234H136ZM146 232H147V230H146ZM179 232H180V231H179ZM186 232H187V231H186ZM13 233H14V232H13ZM13 233H12V234H13ZM125 233H127V231H126ZM147 233H148V232H147ZM147 233H145V234H147ZM174 233H175V232H174ZM183 233H184V232H183ZM183 233H181V234H183ZM188 233H189V231H188ZM247 233H248V232H247ZM60 234H62V233H60ZM100 234H101V233H99V235H100ZM175 234H176V233H175ZM178 234H179L178 236L180 237V233H178ZM3 235H4V234H3ZM15 235H16V234L14 233V236H15ZM62 235H65V233L62 234ZM62 235H61V236H62ZM85 235H86V234H85ZM85 235H83V237H84ZM120 235H121V234H120ZM4 236H5V235H4ZM4 236H3V238H5ZM10 236H11V235H10ZM10 236H9V237H10ZM14 236H11V237H14ZM61 236H60V238H61ZM73 236H74V235H73ZM75 236H76V235H75ZM89 236H90V232H87L86 237H87L88 239H89ZM100 236H101V235H100ZM56 237H57V236H56ZM64 237H65V236H64ZM76 237H77V236H76ZM76 237H75V238H76ZM80 237H82V236H80ZM181 237L183 238L184 235H183V236L181 235ZM236 237H237V236H236ZM65 238H66V237H65ZM67 238L70 239V237H67ZM77 238H78V237H77ZM209 238H210V237H209ZM223 238H224V236H223ZM58 239H59V237H58ZM58 239H57V240H58ZM61 239H62V238H61ZM61 239H60V241H61ZM73 239H74V237H73ZM79 239L81 240V238H79ZM84 239H86V238L84 237ZM102 239H103V237H102ZM23 240H24V239H23ZM74 240H75V239H74ZM74 240H72V243L74 242ZM82 240H83V239H82ZM100 240H101V239H100ZM109 240H110V239H109ZM58 241H59V240H58ZM70 241H71V239H70ZM84 241H87V239L84 240ZM105 241H106V240H105ZM207 241H209V239H207ZM23 242H24V241H23ZM61 242H62V241H61ZM76 242H77V241H76ZM80 242H81V241H80ZM98 242H99V240H98ZM101 242H102V241H101ZM70 243H71V242H69V244H70ZM84 243H87V242H84ZM115 243H116V242H115ZM131 243H133V242H131ZM131 243H130V245H131ZM150 243H151V241H150ZM153 243H155V242L153 241ZM10 244H12V243L10 242ZM64 244H65V243H64ZM81 244H83V243H81ZM101 244H102V243H101ZM103 244H104V243H103ZM107 244H108V243L106 242L105 245L107 246ZM111 244H112V243H111ZM116 244H117V243H116ZM135 244H136V243H135ZM213 244H214V243H213ZM213 244H211V245H213ZM73 245H74V243H73ZM127 245H128V244H127ZM132 245H133V244H132ZM156 245H157V244H156ZM9 246H10V245H9ZM13 246H14V245H12V247H13ZM69 246H70V245H69ZM75 246H76V245H75ZM102 246H103V245H102ZM114 246H115V245H113L112 247H114ZM118 246H119V244H118ZM16 247H17V246H16ZM18 247H20V246H18ZM107 247H108V248H106V249H108V250L110 251L111 246L108 244ZM115 247H116V246H115ZM128 247H129V246H128ZM128 247H127V248H128ZM133 247H134V245H133ZM133 247H132V248H133ZM140 247H143V246H140ZM149 247H150V246H149ZM207 247H208V246H207ZM72 248H74V247L72 246ZM72 248H71V249H72ZM104 248H105V247H104ZM116 248H117V247H116ZM127 248H126V249H127ZM68 249L70 250L69 247H68ZM206 249H207V248H206ZM28 250L30 251V249H28ZM97 250H98V249H97ZM111 250H113V248H112ZM262 250H263V249H262ZM24 251H26V250H24ZM109 251H108V252H109ZM128 251H129V250H128ZM126 252H127V251H126ZM126 252H125V253H126ZM262 252H263V251H262ZM0 253H1V252H0ZM26 253H27V251H26ZM105 253H106V252H105ZM145 253H146V252H145ZM205 253L208 254V252H205ZM255 253H256V252H255ZM96 254H97V253H96ZM106 254H107V253H106ZM149 254H151V253H149ZM253 254H254V253H253ZM253 254H252V255H253ZM262 254H263V253H262ZM28 255H29V254H28ZM82 255H83V254H82ZM82 255H81V256H82ZM94 255H95V254H94ZM107 255H108V254H107ZM141 255H142V254H141ZM146 255H147V254H146ZM205 255H206V254H205ZM260 255H261V253H260ZM8 256H9V255H8ZM131 256H132V255H131ZM139 256H140V255H139ZM11 257H12V256H11ZM30 257H31V256H30ZM30 257H29V258H30ZM34 257H35V256H34ZM44 257H45V255H44ZM84 257H85V256H84ZM86 257H87V256H86ZM102 257H103V256H102ZM108 257H109V256H108ZM108 257H105V258H108ZM135 257H136V256H135ZM144 257H145V256H144ZM144 257H142V258H144ZM250 257H251V256H250ZM13 258H15V257H13ZM13 258H12V260L14 261ZM62 258H63V256H62ZM82 258H83V257H82ZM97 258H98V257H97ZM126 258H127V257H126ZM126 258H125V260H127ZM138 258L140 259V257H138ZM145 258H150V257H149V256H146ZM255 258H257V255H256ZM255 258H254V259H255ZM30 259H31V258H30ZM73 259H74V258H73ZM85 259H86V258H84V260H85ZM87 259L89 260V257H87ZM93 259H94V258H92V260H93ZM100 259H101V258H100ZM100 259H99V260H100ZM113 259H114V258H113ZM129 259H130V258H129ZM139 259H138V260H139ZM1 260H2V259H1ZM10 260H11V259H10ZM10 260H8L7 258L4 259L3 264H9V261H10ZM31 260H32V259H31ZM31 260H30V261H31ZM49 260H50V259H49ZM51 260H52V259H51ZM88 260H86V262H87ZM94 260H95V259H94ZM94 260H93V261H94ZM99 260H98V261H99ZM101 260H102V259H101ZM106 260H108V259H106ZM15 261H16V259H15ZM37 261H38V259H37ZM37 261H35V262H37ZM43 261H44V259H43ZM58 261H59V260H58ZM61 261H62V260H61ZM65 261H66V259H65ZM71 261H72V260H71ZM95 261H96V260H95ZM95 261H94V262H95ZM140 261H141V260H140ZM251 261H252V260H251ZM53 262H54V261H53ZM53 262H52V263H53ZM102 262H103V261H101L100 263H102ZM106 262H107V261H106ZM115 262H116V261H115ZM115 262L113 261V264H114ZM129 262H130V260H129ZM32 263H33V261H32ZM59 263H60V262H59ZM61 263H62V262H61ZM97 263H98V262H97ZM116 263H117V262H116ZM116 263H115V264H116ZM124 263H125V262H124ZM133 263H134V262H133ZM133 263H131V264H133ZM0 264H1V263H0ZM13 264H14V263H13ZM43 264H44V262H43ZM57 264H58V263H57ZM63 264H64V263H63ZM66 264H67V262H66ZM72 264H73V263H72ZM104 264H106V263L104 262ZM138 264H139V263H138Z\"/></svg>",
    "mask_w": 264,
    "mask_h": 264
}]
</instances>
